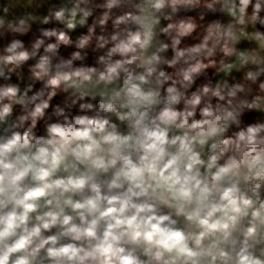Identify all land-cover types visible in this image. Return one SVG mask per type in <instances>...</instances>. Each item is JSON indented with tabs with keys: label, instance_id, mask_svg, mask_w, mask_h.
I'll return each instance as SVG.
<instances>
[{
	"label": "clouds",
	"instance_id": "clouds-1",
	"mask_svg": "<svg viewBox=\"0 0 264 264\" xmlns=\"http://www.w3.org/2000/svg\"><path fill=\"white\" fill-rule=\"evenodd\" d=\"M0 264H264V0H0Z\"/></svg>",
	"mask_w": 264,
	"mask_h": 264
},
{
	"label": "trees",
	"instance_id": "trees-1",
	"mask_svg": "<svg viewBox=\"0 0 264 264\" xmlns=\"http://www.w3.org/2000/svg\"><path fill=\"white\" fill-rule=\"evenodd\" d=\"M213 17L212 16H209L208 19H212ZM34 31V30H33ZM35 32V31H34ZM25 40L28 39V37H24ZM63 51V50H62ZM25 73L27 74V69H25ZM202 81H198L197 83H201ZM61 98L58 97L57 100L59 101ZM255 113H250V114H247L245 115L244 117V121L245 122H251L254 118H255Z\"/></svg>",
	"mask_w": 264,
	"mask_h": 264
},
{
	"label": "rangeland",
	"instance_id": "rangeland-1",
	"mask_svg": "<svg viewBox=\"0 0 264 264\" xmlns=\"http://www.w3.org/2000/svg\"><path fill=\"white\" fill-rule=\"evenodd\" d=\"M43 10V9H42ZM44 11V10H43ZM35 29H36V27L35 26H33V30L35 31ZM15 79V78H14Z\"/></svg>",
	"mask_w": 264,
	"mask_h": 264
},
{
	"label": "crops",
	"instance_id": "crops-1",
	"mask_svg": "<svg viewBox=\"0 0 264 264\" xmlns=\"http://www.w3.org/2000/svg\"><path fill=\"white\" fill-rule=\"evenodd\" d=\"M41 11H43V10H41ZM35 26V25H34ZM36 27V26H35Z\"/></svg>",
	"mask_w": 264,
	"mask_h": 264
}]
</instances>
